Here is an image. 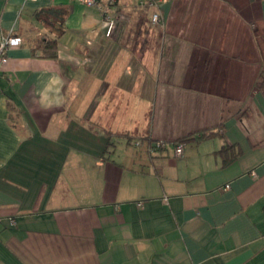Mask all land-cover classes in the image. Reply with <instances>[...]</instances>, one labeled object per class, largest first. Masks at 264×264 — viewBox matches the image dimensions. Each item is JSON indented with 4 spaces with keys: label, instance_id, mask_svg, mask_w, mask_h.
Here are the masks:
<instances>
[{
    "label": "crops",
    "instance_id": "1",
    "mask_svg": "<svg viewBox=\"0 0 264 264\" xmlns=\"http://www.w3.org/2000/svg\"><path fill=\"white\" fill-rule=\"evenodd\" d=\"M136 11L0 0V264H264V0Z\"/></svg>",
    "mask_w": 264,
    "mask_h": 264
},
{
    "label": "built area",
    "instance_id": "2",
    "mask_svg": "<svg viewBox=\"0 0 264 264\" xmlns=\"http://www.w3.org/2000/svg\"><path fill=\"white\" fill-rule=\"evenodd\" d=\"M78 1L86 6H95L97 7L101 14L103 21L107 25L106 34L111 35L117 24V16L114 13L113 7L119 3V0H71ZM166 0H135L136 5L140 9H147L149 11L150 22L155 26H164V19L160 12V5ZM23 38L17 34H14L13 31L5 33L0 28V69L4 64L9 49L21 45ZM165 143L158 141L150 146V150H155L159 148H164ZM183 144L177 143L175 145L174 153L177 157H180L183 153ZM225 188H229V184L225 185ZM14 220L11 219V222Z\"/></svg>",
    "mask_w": 264,
    "mask_h": 264
},
{
    "label": "trees",
    "instance_id": "3",
    "mask_svg": "<svg viewBox=\"0 0 264 264\" xmlns=\"http://www.w3.org/2000/svg\"><path fill=\"white\" fill-rule=\"evenodd\" d=\"M116 5H118V4H116ZM142 10L145 13L146 18L150 20L149 11L147 9H142ZM33 46H34V50H36V54L41 56V57L55 58V59L58 57L57 38H54V37L38 38L34 41ZM262 83H264V77H263ZM210 134H211L210 131L209 132L208 131H202V132L196 134L195 137H193V138L205 139ZM180 142H182V140ZM221 152H226V149L223 148L221 150ZM230 159H231L230 157L229 158L225 157V162H229Z\"/></svg>",
    "mask_w": 264,
    "mask_h": 264
},
{
    "label": "rangeland",
    "instance_id": "4",
    "mask_svg": "<svg viewBox=\"0 0 264 264\" xmlns=\"http://www.w3.org/2000/svg\"><path fill=\"white\" fill-rule=\"evenodd\" d=\"M130 3V6H131V8H130V11H128V12H125V11H122V13H119V10H117V22H122V21H127L128 19H130V20H132L131 18V14L130 13H132V11H135V12H137L136 10H139L140 11V9H139V7L136 5V3H135V1L133 0V4L135 5H131L132 3H131V1L129 2ZM126 17H128V18H126ZM134 19V18H133ZM135 19H137L139 22H143V20L144 21H146L147 20V18H146V16L144 15V13H143V15L141 16V14H139V13H136L135 14ZM143 19V20H142ZM142 20V21H141ZM148 29V27H147V24L144 26V29H142V34H143V36L144 37H147L148 36V34H145V32H146V30ZM127 31H128V37H136L137 36V29H127ZM141 34V35H142ZM139 36V35H138Z\"/></svg>",
    "mask_w": 264,
    "mask_h": 264
}]
</instances>
